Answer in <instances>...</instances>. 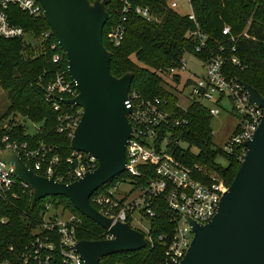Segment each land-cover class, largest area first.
<instances>
[{
	"label": "trees",
	"instance_id": "1",
	"mask_svg": "<svg viewBox=\"0 0 264 264\" xmlns=\"http://www.w3.org/2000/svg\"><path fill=\"white\" fill-rule=\"evenodd\" d=\"M132 1L149 7L159 16V20L150 22L136 14L131 15L127 21L125 39L115 46L109 42L107 34L119 19L115 9L120 7L121 0H111L103 40L112 52V73L116 77H122L125 73L132 72V90L139 92L144 98L163 97L166 99L164 109L172 118L181 120L179 125L163 127L156 140L159 150L163 148V141L167 137L168 144L165 148L177 160L188 166L201 164L219 173L231 185L241 163L225 154L222 149L214 148L211 126L213 115L198 102H192L187 108H183L165 74L170 73L169 70L173 67L179 68L186 55L205 60L210 53H218L224 46L227 56L232 53L241 61L240 66L228 65L230 74L264 95V0H191L199 29L208 35V47L201 52L197 51L199 41L188 36L190 31L197 28L196 23L170 8L169 0ZM9 12L12 23L33 33L34 38L51 28L44 16L32 17L15 6ZM225 26L231 27L232 34L237 39L232 40L229 35L223 34ZM54 42L57 43L54 35L37 47L28 44L25 37L0 38V86L8 92L10 100L3 118L19 115L39 125V131L29 134L22 123L10 120L11 125L1 126L0 149H5L2 139L6 134L13 139L28 141L32 146L43 142L52 148L51 155L61 158L56 168L58 175V172L68 168L67 159L72 149L71 137L58 131L60 113L47 100L42 88L52 79L56 67L52 61L55 51L51 50ZM234 47L237 48L236 52H232ZM58 51L64 55L66 67V55L59 44ZM172 76L173 80L179 82L178 73ZM191 82L189 80L187 84ZM192 147H196L198 153L193 152ZM217 156H224L229 161L228 165H219L216 162ZM37 173L46 174L45 170H37ZM122 178L135 179L122 173L100 187L97 193L106 192ZM137 180L140 183L146 182L144 179ZM20 185L18 181L16 197L0 199V262L12 260L14 264H19V255L32 241L34 231L46 213L47 204H52L56 210L62 208L83 217L84 224L77 234L78 239H104L105 229L80 213L68 197L47 196L32 206V189L24 191ZM173 232L174 225L160 213L150 220L149 234L153 242H148L139 251L106 256L99 264H167L165 241L160 237L167 236L170 239Z\"/></svg>",
	"mask_w": 264,
	"mask_h": 264
},
{
	"label": "built area",
	"instance_id": "2",
	"mask_svg": "<svg viewBox=\"0 0 264 264\" xmlns=\"http://www.w3.org/2000/svg\"><path fill=\"white\" fill-rule=\"evenodd\" d=\"M13 6L35 18L44 16L39 0H0V38L13 39L33 35L24 27L12 23L9 10ZM169 6L175 11L179 8L176 1L169 0ZM115 13L119 19L107 34L109 42L115 46L120 45L125 39L127 21L131 15L136 14L150 22L159 20V16L149 7L135 4L132 0H121V5L115 9ZM178 13L188 16L196 23L197 28L190 31L188 36L199 41L198 52L204 51L208 47V35L199 29L193 8L189 13ZM223 34L229 35L232 40L237 39L233 36L230 26L224 27ZM52 35L55 36L50 28L42 32L37 39H40V42L49 41ZM244 35L247 36V33L244 32ZM58 44V41L51 44V50L55 51L52 61L56 66L53 77L42 88L47 100L60 113L58 131L67 133L72 138L81 121L83 109L75 103H66V100H71L79 94V88L77 82L69 75L68 60L65 67L64 55L58 51ZM236 49L234 47L232 52H236ZM225 52L226 48L222 46L220 52L210 53L205 60L198 58L203 63L204 74L192 80L190 95L193 102L204 106L206 102L213 103L211 107H207L213 116L220 114L221 107L224 109L230 103L232 112L238 118V127L223 152L242 164L248 151L245 142L253 138L264 111L256 104L250 103L249 94L242 81L228 71L229 64L241 65L239 57L232 53L227 56ZM186 65L187 60L184 58L179 68H171L169 74L186 69ZM125 103L128 108H132L129 119L133 131L127 142V162L123 173L135 179H129L126 189L121 188L122 182L119 181L106 192L95 191L90 197V202L102 214L113 218V223L128 222L132 227V222L138 220L135 216L137 213L149 221L160 213L164 214L174 225L170 239L167 236L160 237L165 241L167 264H181L194 237L187 218L190 217L202 224L208 223L218 212L221 199L230 185L216 171L198 163L188 166L177 160L165 148L168 144L167 137L161 150L156 147V140L164 126L182 123L181 120L172 118L164 109L166 99L144 98L139 92L130 89ZM1 130L0 127V132ZM2 141L5 149L15 150L30 168L36 172L45 170L44 176L54 177L59 182L72 183L99 166V160L95 155L72 149L67 159L68 168L56 175L61 158L51 155V147L43 142L32 146L28 141L13 139L9 134H6ZM137 179H144L146 182L140 183ZM18 181L24 191L32 189L20 181L13 174L12 166L0 158V199L16 197ZM83 224L84 219L80 215L56 210L52 204H47L46 213L39 227L35 229L32 241L19 255L17 262L85 264L83 257L75 249L77 241L80 240L77 234ZM149 232L150 230L143 232L147 245L148 242H153ZM104 235V239L113 238L106 229ZM10 249L12 250V247ZM0 264L14 262L5 260Z\"/></svg>",
	"mask_w": 264,
	"mask_h": 264
},
{
	"label": "water",
	"instance_id": "3",
	"mask_svg": "<svg viewBox=\"0 0 264 264\" xmlns=\"http://www.w3.org/2000/svg\"><path fill=\"white\" fill-rule=\"evenodd\" d=\"M43 15L68 60L70 77L79 94L66 103L82 107L81 121L70 147L95 155L99 166L72 183L38 174L15 151L0 149V158L13 174L33 189L32 206L47 196L68 197L75 208L112 235V239H80L75 249L85 264L147 246L142 231L128 222L107 217L90 197L126 169V147L133 128L132 108L126 101L134 74L116 77L111 71L112 52L103 40L111 0H39ZM249 101L264 111V95L243 82ZM245 160L221 199L218 212L206 224L190 217L193 240L181 264H264V115L253 138L245 142Z\"/></svg>",
	"mask_w": 264,
	"mask_h": 264
},
{
	"label": "rangeland",
	"instance_id": "4",
	"mask_svg": "<svg viewBox=\"0 0 264 264\" xmlns=\"http://www.w3.org/2000/svg\"><path fill=\"white\" fill-rule=\"evenodd\" d=\"M170 1H176L179 4V8L177 10L178 12L189 13L192 11L190 0ZM25 41L28 44H31L33 47H37L41 44L40 39L34 38V36H32L31 34L25 36ZM36 49L38 52V48ZM185 59L187 60L186 69L180 70L178 72V75L180 76L179 82L173 80V76L171 74H165L169 83L173 85L171 87V90L176 92L179 97V104L183 108H187L193 102V98L190 95L191 86L190 84H187V82L189 80L194 81L204 74V68L202 65L203 63L200 59L191 55H186ZM9 104L10 100L8 92L0 86V127L4 124L7 126L11 125L10 120L12 121L14 119L15 123H22L26 128V132L29 134L39 131V125L32 123L22 116L18 115L14 117L13 115H11L8 118H3L9 107ZM212 105L213 103H205L206 107H211ZM211 126L213 130L214 148H220L223 151L230 137L238 127V118L232 112V106L230 105V103L226 107H224V109L223 107H221L220 114L213 116ZM184 146L187 147V144H184ZM191 150L195 153H198V149H196V147H192ZM216 162L222 167H226L229 161L224 156H217ZM120 182H122V189L128 188V179L122 178L120 179ZM59 210H62V208H59ZM135 216L138 220H134L132 222L133 227L138 228L143 232H147L148 230H150V221L146 217L141 216L139 213H137Z\"/></svg>",
	"mask_w": 264,
	"mask_h": 264
}]
</instances>
